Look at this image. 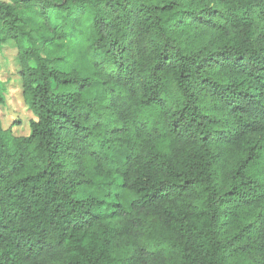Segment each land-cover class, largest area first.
<instances>
[{"label": "trees", "instance_id": "obj_1", "mask_svg": "<svg viewBox=\"0 0 264 264\" xmlns=\"http://www.w3.org/2000/svg\"><path fill=\"white\" fill-rule=\"evenodd\" d=\"M4 43L0 264H264V0H0Z\"/></svg>", "mask_w": 264, "mask_h": 264}, {"label": "rangeland", "instance_id": "obj_2", "mask_svg": "<svg viewBox=\"0 0 264 264\" xmlns=\"http://www.w3.org/2000/svg\"><path fill=\"white\" fill-rule=\"evenodd\" d=\"M17 49L9 43L0 47V85L4 91V102L0 105L3 128L11 127L15 135L29 132V119L32 117L21 95V81L16 60Z\"/></svg>", "mask_w": 264, "mask_h": 264}]
</instances>
